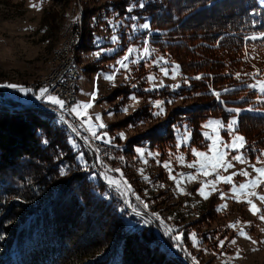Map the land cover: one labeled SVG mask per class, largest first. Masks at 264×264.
<instances>
[{
  "label": "trees",
  "instance_id": "1",
  "mask_svg": "<svg viewBox=\"0 0 264 264\" xmlns=\"http://www.w3.org/2000/svg\"><path fill=\"white\" fill-rule=\"evenodd\" d=\"M141 2L115 0L108 6L121 17L147 21L151 32L143 31L141 37L148 35L159 52L175 60L188 84L152 90L123 86L113 90V97L136 93L192 102L174 109L154 129L129 139L126 152L132 154L135 146L173 143L179 123L188 125L191 145L205 147L201 123L208 118L228 121L235 115L238 132L247 142L245 156H260L264 97L248 87L257 72L246 47L249 35L264 31V0ZM131 5L136 6L129 12ZM91 13L84 9L83 19ZM84 24L78 50L88 38L95 48V28ZM236 73L241 74L239 79ZM212 90L221 93V100ZM0 96V264H188L180 253L171 252L151 225L127 228L120 199L81 170L70 133L53 112L18 108L1 91ZM144 114L145 106L126 123L144 121Z\"/></svg>",
  "mask_w": 264,
  "mask_h": 264
},
{
  "label": "rangeland",
  "instance_id": "2",
  "mask_svg": "<svg viewBox=\"0 0 264 264\" xmlns=\"http://www.w3.org/2000/svg\"><path fill=\"white\" fill-rule=\"evenodd\" d=\"M114 1L0 0V85L10 83L26 87L46 77L55 65L54 52L61 47L66 35L76 24V31L79 32V43L75 49L78 63L76 104L88 102L91 99L89 94L97 90L93 107L86 110L87 116H82L87 132H81L80 128L73 125L67 129L70 133L69 143L76 151L75 160L81 170L88 172L89 178L99 179L108 191L120 199L129 230L151 225L171 252L176 256L180 253L188 264H264V221L259 219V214L254 216L249 211L246 202L237 203L232 198L231 185L218 183L217 191L213 192L208 200H204L197 189L201 181L214 179V176L205 178L203 175H198L195 181L182 180L183 193L178 190L176 182L169 178L172 175L179 179L181 173L185 175L195 173V169L185 166L186 163L197 159L190 150L196 148L211 155L208 148L211 144L210 140L204 138L207 145L200 148L191 145L190 140L182 142L181 138L186 133H190V130L186 123H179L174 127L173 143L154 148L146 145L135 146L132 154L126 152L129 139L154 129L158 123L170 118L174 109L186 107L192 101L184 102L180 98L172 100L169 97L146 98L136 93H131L125 98L124 95L113 97V90L123 86L132 88L141 85L144 90H152L165 86L175 89L180 85L188 84L187 78L180 69L173 73L175 65H178L177 62L159 52L150 42L148 35L145 38L141 37L143 31L151 32L149 29L139 27L148 22H138L134 16H119L108 6ZM141 1L144 0H139V3ZM84 9L90 10L93 15L83 19ZM85 22L95 28L93 38L95 48L88 38L86 46L78 50L83 30L85 31L83 29ZM113 37L116 39L113 40ZM146 40L150 49L148 56L143 54ZM250 41L246 48L257 72L254 81L256 83L258 80H264V39H250ZM129 48L135 49L130 55ZM97 52L100 53L99 56L95 55ZM125 55H129L128 60L124 61L127 67L121 68L118 61H121ZM97 68L98 70H95ZM165 70L168 75H165ZM106 74H114V80L104 79ZM257 90L259 91V86ZM0 91L5 98L12 101L18 93H23L18 89L7 87H0ZM261 94L264 97V93ZM157 101L163 102L160 107L155 105ZM144 106L146 107L144 121L126 123V118ZM160 108H163V112L154 115L160 112ZM80 110L85 111L82 108ZM96 114H100L102 122L107 125L106 128L98 127L100 122L95 120ZM233 118L236 119V116H232L228 121ZM209 119L221 120L225 126L228 122L220 118H208L200 125L201 134L204 131H211L202 128ZM90 125L92 131H95L97 136H101L100 139L93 137L92 131L89 130ZM103 133L107 135L104 136ZM120 133H123L125 138H121ZM219 134L225 142H231L226 127L219 129ZM101 141L107 142L112 149L106 148L100 152L97 148L98 153L96 150L94 152L92 146L95 147L98 145L97 142ZM178 142L181 143L179 149L176 147ZM137 149H142L143 153H138ZM224 151L229 152L226 157L228 160L236 154L230 149ZM241 151L243 152V149ZM113 154L117 158L113 159ZM180 154L185 156L184 164L176 160V156ZM145 160L147 163L144 162ZM165 161H170L169 168L163 166ZM248 161L249 163L245 164L232 161L234 167L227 172L221 170V175L227 176L246 169L254 177L256 173L250 164H255L257 167L264 165L259 164L256 158ZM107 164L112 166V169H106ZM116 169L119 171H115ZM64 170L62 168L63 172ZM106 176L116 181L114 186L104 180ZM247 179L237 175L233 177V183L239 185ZM208 191H211V188ZM255 191L264 194V185L256 188ZM220 192L226 194L223 200L220 198ZM251 199L264 212V202L256 197ZM244 200L245 197L242 196L241 201ZM225 204L226 208L217 210L218 206ZM237 221L239 223L235 228L229 227V224ZM167 229H171V232L169 233ZM241 229L251 239L240 236ZM193 233L196 234L195 242L191 238ZM176 236H180V240L174 239ZM232 239L236 240L235 244L230 242ZM220 240L224 241L223 247L219 245ZM192 257L196 260L194 261Z\"/></svg>",
  "mask_w": 264,
  "mask_h": 264
},
{
  "label": "snow or ice",
  "instance_id": "3",
  "mask_svg": "<svg viewBox=\"0 0 264 264\" xmlns=\"http://www.w3.org/2000/svg\"><path fill=\"white\" fill-rule=\"evenodd\" d=\"M136 5H131L129 6V8L127 9L129 12L132 11V8L135 7ZM33 7H38V5H33ZM139 7L143 8L144 4L141 2L139 4ZM140 28L143 29H150V24L148 23H144L139 25ZM264 39V32L257 34H253L252 36L248 37V39L251 40H256V39ZM116 38L113 37V40H115ZM148 41H145V47L143 48V54L145 56L150 55V49L147 46ZM133 51H135V49L133 48H129L128 49V54L130 55ZM96 56H99L100 53L97 52L95 53ZM129 55H125L123 57V59L121 61H118V63L120 64L121 68H126L127 65L124 63L125 60H128ZM162 59V58H161ZM135 62V61H134ZM179 65H175V68L173 69V73L175 74L176 70L179 69ZM118 71V70H117ZM165 75H168V72L165 70ZM241 76L240 73H236V77L237 79H239ZM174 78V76H173ZM104 79L108 80V81H112L114 80V74H106L104 75ZM149 79H153V77H149ZM195 79H201L200 76L195 77ZM257 86H259V91L261 93H264V80H258L256 83L254 84H249L248 87L250 88H257ZM0 87H7V88H12V89H18L20 92H23L25 94L31 93L33 92L32 88H27L24 87L22 85H16V84H5V85H0ZM225 91H228L227 89H225ZM91 96V99L83 104L77 103L74 107H72L71 111L76 113L78 116H87V109H90L93 107V102L95 101L96 97H97V90H94L92 93L89 94ZM212 95L217 99V100H221V93L215 90H212ZM50 102L51 104L54 105H58L61 109L64 108L65 105V101L61 98H59L58 96L55 95H51L49 94V88L48 87H40L38 89V94L36 95V99L37 100H41V99H45ZM132 99H136L135 97H132ZM162 101H157L155 102V105L157 107H160V105L162 104ZM84 109L85 111H81L80 109ZM124 111H127V109H124ZM228 111L230 112H235V113H239L241 111V109L239 108H229ZM163 112V108H160V112L154 113V115H160ZM89 119H91L89 117ZM95 120L99 121L100 123L98 124V127L103 129L106 128L107 125L104 124L102 122L101 116L100 114H96L95 116ZM237 120L235 118H233L232 120L227 122V125L225 126V124L221 121V120H213V119H209L208 121H206L203 125L202 128L204 129H210L211 131H204L202 134L204 136V138L206 140H210L211 144L208 145L209 151L211 153V155H209L208 152H202V151H198L196 148H191V154L196 157L197 159L186 163V167L189 169H195V173H188V174H179L180 178L177 179L176 176H172L170 175V179H173L176 182L177 188L178 190L183 193L184 189L183 187H181V181L182 180H188V181H195L197 180V176L198 175H203L205 178L209 177V176H214V179L208 180L205 179L203 181L200 182V186L197 189L198 194L204 199V200H208L209 197L213 194V192H216V185L220 182L226 184V185H231L230 191L233 193V199L237 202H246L249 205V211L255 216L257 214H259V219L261 221H264V212L261 211L260 208L257 207V205L253 202V200L251 199V197H256L257 199H259L261 202H264V194H260L258 192L255 191L256 188L260 187L261 185H264V166L261 167H257L255 164H250V167L252 168V170L256 173V175L253 177L250 175V173L246 170V169H241L239 172H233L231 175H221V170H223L224 172H227L228 169L233 168L234 164L232 163V161H236L239 162L241 164H245V163H249L248 159L246 158V156L244 155V153L241 151L242 149L245 148L246 146V139L243 135L239 134L238 129H237ZM228 131V134L231 136V142H225L222 137H220L219 134V129L221 128H225ZM89 130L92 131V127L91 125L89 126ZM92 135L93 137H95L96 139H100L101 136H97L95 131H92ZM104 136L107 135V133H103ZM121 138H125L123 133L119 134ZM191 138V134L190 133H186L185 136H183L181 138L182 142H187L189 141ZM109 143H111V141H108ZM45 143H47V141H45ZM176 147L179 149L181 147V143L178 142ZM224 149H230L232 152H235V155L231 156V160L226 159V157L229 155V152L224 151ZM138 153H143L142 149H137ZM158 155V154H157ZM257 162L261 165H264V150L261 151V155L258 156L257 158ZM176 160L178 162H180L181 164L185 163V156L183 154H180L178 156H176ZM145 163H147V161H144ZM159 163V161H158ZM170 165V161H165L163 162V166L165 168H169ZM115 171H119V169H116ZM65 173L63 171H61V175H64ZM244 176L246 178H248L246 180V182L244 183H240L239 185L233 183V177L234 176ZM106 179H109L107 176L105 177ZM109 183H115L114 180L109 179ZM211 188V191H208V189ZM220 198L223 200L225 198V193L220 192L219 193ZM245 197L244 201H241V197ZM139 199V197H138ZM227 205H220L218 206L217 210H223L224 208H226ZM239 221L229 224V227L231 228H235L236 224H238ZM249 224L251 222H248ZM167 231L170 233L171 229H167ZM239 235L244 237L245 239H251L250 236H248V234L241 229L239 232ZM193 241L195 242L196 240V234L193 233L192 237ZM174 239L176 240H180V236H176L174 237ZM232 244L236 243L235 239H232L230 241ZM253 243H256V241H252ZM220 247L224 246V241L220 240L219 242ZM238 255V254H237ZM192 259L195 261L196 258L192 257Z\"/></svg>",
  "mask_w": 264,
  "mask_h": 264
},
{
  "label": "built area",
  "instance_id": "4",
  "mask_svg": "<svg viewBox=\"0 0 264 264\" xmlns=\"http://www.w3.org/2000/svg\"><path fill=\"white\" fill-rule=\"evenodd\" d=\"M76 24L73 25V31H74V41L77 39L78 32L76 31ZM72 48H64V46L61 48L59 53H62L63 51H71ZM72 78H73V72L71 69V63L70 61L67 62L65 68L61 70L60 73H52L50 75V78L46 80L45 83H39L36 86H26L27 88H32L33 92L25 94V93H18L17 96L13 99V103H20V102H31L36 103V105L40 106H47L52 107L56 109V112H60L62 115H64L65 119L71 123V126H75L81 129V132H87L86 127L84 126V118L82 116L75 115L71 109L76 105V102L78 100L77 96H74L73 94V85H72ZM48 87L49 88V94L58 96L59 98L63 99L65 101L64 108L61 109L58 105L51 104L45 99L37 100L36 95L38 94V89L40 87ZM81 134V133H79ZM77 136V134L75 133ZM98 145H95V147L92 146V149L96 150V153H98L97 148L99 151H103L106 148H111L110 145H107V142H97ZM95 148V149H94ZM107 154V153H106ZM112 158L115 159L117 156L115 154L112 155ZM106 169H112V166L106 165ZM111 186L115 185V183H109V179H105Z\"/></svg>",
  "mask_w": 264,
  "mask_h": 264
},
{
  "label": "bare ground",
  "instance_id": "5",
  "mask_svg": "<svg viewBox=\"0 0 264 264\" xmlns=\"http://www.w3.org/2000/svg\"><path fill=\"white\" fill-rule=\"evenodd\" d=\"M78 43H79V35H77V39H75V41H74V31H73V26H72L69 33L66 35V39H65L64 43L61 45V47L57 51L54 52L53 62L55 63V65H54L52 71L48 75H46V77H44L42 80H39V82L32 83L29 86H36L39 83H45L46 80L50 78V75L52 73H60L61 70H63L65 68L67 62L70 61L71 69L73 72V78H72L73 94H74V96H77L76 95V80L78 77V70H77V64L78 63H77V60L75 57V55H76L75 49H76ZM63 46H64V48H72V50L71 51H63L62 53H59ZM24 106H31L34 108L45 109L47 111H51L60 119V121L65 126L67 125L66 126L67 129L71 128V125H68L70 123L65 119L64 115H62L60 112H56V109H54L52 107L40 106V105H36V103H31V102H20L17 104L15 103V107L20 108V107H24ZM118 159H119V157H118Z\"/></svg>",
  "mask_w": 264,
  "mask_h": 264
}]
</instances>
